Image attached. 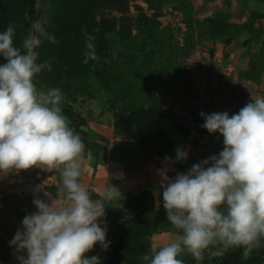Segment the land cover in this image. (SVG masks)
<instances>
[{"label": "rangeland", "instance_id": "obj_1", "mask_svg": "<svg viewBox=\"0 0 264 264\" xmlns=\"http://www.w3.org/2000/svg\"><path fill=\"white\" fill-rule=\"evenodd\" d=\"M26 14L46 20L59 41L37 49L38 63L54 60L35 83L64 94L63 114L90 150L81 182L93 200L109 185L122 193L101 218L108 249L97 244L86 255L143 264L152 243L177 236L163 209L162 177L174 179L223 150V136L204 129L200 113L231 116L251 94L264 96V0H0V32L14 25L16 46L30 28ZM85 32L99 57L88 64ZM178 147L188 152L181 162ZM60 186L58 170L0 176V264H19L10 241L37 211L33 200L59 198ZM180 258L264 264V246L247 260L242 249L200 262Z\"/></svg>", "mask_w": 264, "mask_h": 264}, {"label": "clouds", "instance_id": "obj_2", "mask_svg": "<svg viewBox=\"0 0 264 264\" xmlns=\"http://www.w3.org/2000/svg\"><path fill=\"white\" fill-rule=\"evenodd\" d=\"M30 20L28 33L14 44L15 26L0 32V176L39 168L58 170L60 197L35 198L37 211L26 215L10 246L19 264H101L87 256L99 244L107 250V228L101 227L105 204L118 201L120 190L109 185L93 200L81 182L85 144L63 114L64 94L58 87L38 89L35 77L52 71L54 58L38 63L37 49L49 34L46 20ZM84 64L98 60L87 34ZM202 127L223 136L219 155L194 164L174 179L162 177L163 209L175 239L154 242L143 264H185L189 255L200 262L242 249V259L264 246V96L252 95L238 113L205 114ZM188 152L176 149V161ZM165 160L170 158L165 157Z\"/></svg>", "mask_w": 264, "mask_h": 264}, {"label": "trees", "instance_id": "obj_3", "mask_svg": "<svg viewBox=\"0 0 264 264\" xmlns=\"http://www.w3.org/2000/svg\"><path fill=\"white\" fill-rule=\"evenodd\" d=\"M96 7V6H95ZM95 7H93L92 9H94L95 10Z\"/></svg>", "mask_w": 264, "mask_h": 264}]
</instances>
